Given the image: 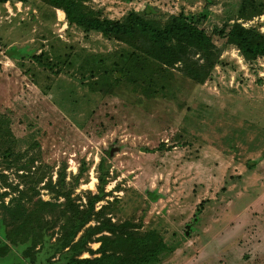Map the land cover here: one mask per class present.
I'll return each instance as SVG.
<instances>
[{
    "label": "rangeland",
    "instance_id": "1",
    "mask_svg": "<svg viewBox=\"0 0 264 264\" xmlns=\"http://www.w3.org/2000/svg\"><path fill=\"white\" fill-rule=\"evenodd\" d=\"M241 2L87 0L109 18L187 15L220 51L202 83L147 57L128 78L125 43L41 0L0 3V231L9 202L85 205L101 174L95 210L165 243L148 264H264V58L226 40L234 22L264 33V12L241 19ZM57 231L36 246L0 237V264H65Z\"/></svg>",
    "mask_w": 264,
    "mask_h": 264
},
{
    "label": "trees",
    "instance_id": "2",
    "mask_svg": "<svg viewBox=\"0 0 264 264\" xmlns=\"http://www.w3.org/2000/svg\"><path fill=\"white\" fill-rule=\"evenodd\" d=\"M8 1L12 0H0V3ZM14 1L25 3L28 0ZM41 1L61 9L68 24H74L85 32H99L105 38L131 47V52L126 50L120 54L122 64L118 68L120 74L128 78L143 71L145 57L165 69L178 67L198 83L207 80L212 69L222 63L220 51L211 36L184 13L158 18L149 16L154 12L153 8H146L129 11L119 18H109L99 8L88 4L87 0ZM263 12L264 6L257 0H242L238 15L241 19H251ZM226 40L247 62L264 58V33L255 27L234 22ZM101 161L98 170L102 168ZM97 180L99 191L89 193L85 205L72 202L66 194L63 195V202L38 199L31 208L9 202L4 205L7 212L2 216L5 227L1 229L0 237L21 243L30 238L31 245L36 246V238L41 237L45 228L58 226L55 245L56 249L66 253L65 264H148L156 261L159 253L166 248L157 235L141 234L130 228L128 223L119 224L104 219L102 208L95 210L94 204L102 199L105 184L101 174H97ZM12 200L19 201L14 197ZM91 220H95V224H88ZM16 235L20 236L17 240L14 238ZM92 241L99 243L95 250L88 245ZM84 251L91 256L82 257Z\"/></svg>",
    "mask_w": 264,
    "mask_h": 264
},
{
    "label": "bare ground",
    "instance_id": "3",
    "mask_svg": "<svg viewBox=\"0 0 264 264\" xmlns=\"http://www.w3.org/2000/svg\"><path fill=\"white\" fill-rule=\"evenodd\" d=\"M95 176V175H94Z\"/></svg>",
    "mask_w": 264,
    "mask_h": 264
}]
</instances>
